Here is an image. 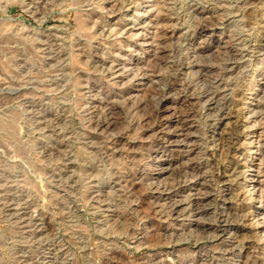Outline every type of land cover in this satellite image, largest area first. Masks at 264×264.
Instances as JSON below:
<instances>
[{"label": "rangeland", "instance_id": "rangeland-1", "mask_svg": "<svg viewBox=\"0 0 264 264\" xmlns=\"http://www.w3.org/2000/svg\"><path fill=\"white\" fill-rule=\"evenodd\" d=\"M0 264H264V0H0Z\"/></svg>", "mask_w": 264, "mask_h": 264}]
</instances>
